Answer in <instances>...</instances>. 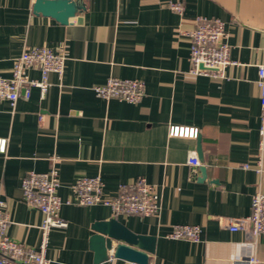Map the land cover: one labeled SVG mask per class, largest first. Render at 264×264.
I'll list each match as a JSON object with an SVG mask.
<instances>
[{
	"label": "crops",
	"instance_id": "obj_1",
	"mask_svg": "<svg viewBox=\"0 0 264 264\" xmlns=\"http://www.w3.org/2000/svg\"><path fill=\"white\" fill-rule=\"evenodd\" d=\"M34 2L0 0V76L9 77L15 57L30 47L63 51L66 61L62 74H49L45 94L33 88L15 105L0 100V136L8 139L0 153V199L11 219L8 236L38 247L43 215L26 202L21 180L56 165L64 201L75 199L79 177L100 176L107 196L145 177L159 190L160 210L114 215L102 204H64L67 226L51 232V264H135L115 257L114 248L95 261L92 225L110 217L156 237L149 264H251L252 258L264 264V234L248 239L226 227V217L249 215L253 194L264 192V173L253 168L264 0H84L82 22L73 17L66 24L34 13ZM198 16L226 22L231 58L240 62L227 68L226 79L188 74L190 41L178 28L193 27ZM29 75L40 78L36 69ZM110 76L141 79L145 96L139 103L97 97L93 87ZM172 125L198 128L199 135L172 136ZM192 155L200 165L189 163ZM176 224L199 225L201 241L170 238Z\"/></svg>",
	"mask_w": 264,
	"mask_h": 264
},
{
	"label": "built area",
	"instance_id": "obj_2",
	"mask_svg": "<svg viewBox=\"0 0 264 264\" xmlns=\"http://www.w3.org/2000/svg\"><path fill=\"white\" fill-rule=\"evenodd\" d=\"M169 7L178 13L183 12V5L170 1ZM178 34L190 41L189 75L207 76L221 80L227 78V68L240 64L231 58V45L226 22L220 18L198 16L191 28H178ZM264 50V47H263ZM66 54L50 47H30L15 57L9 77L0 76V100L15 105L19 97L29 98L33 88H39L45 94L50 86L49 74H62L65 69ZM36 69L40 78H32L29 71ZM256 83L260 94V126L257 160L254 169L264 173V61L257 65ZM97 97L118 99L129 103H139L145 96V84L141 79H129L110 76L106 82L93 87ZM170 135L197 138L198 128L172 125ZM7 137L0 136V153H6ZM189 163L200 165L197 155L189 158ZM245 168L251 165L244 163ZM55 165L46 172L29 171L22 178L21 186L26 202L38 208L42 215L39 225L40 241L36 249H27L21 242L7 234L11 224L6 202L0 199V264H51L47 256L51 232L58 227H66L67 221L60 215L64 204L79 205L102 204L109 207L114 215H156L160 210V193L156 185L145 177H138L134 182L123 183L117 193L107 196L100 176H83L74 183L75 199L64 201L59 194L60 176ZM251 213L241 217H226V227L231 231H243L248 239H255L264 234V192L257 190L252 196ZM202 228L195 224H176L169 237L193 242L201 241ZM255 258L249 259L254 263Z\"/></svg>",
	"mask_w": 264,
	"mask_h": 264
},
{
	"label": "water",
	"instance_id": "obj_3",
	"mask_svg": "<svg viewBox=\"0 0 264 264\" xmlns=\"http://www.w3.org/2000/svg\"><path fill=\"white\" fill-rule=\"evenodd\" d=\"M84 10V0H35L33 5L34 13L53 17L64 24L73 17L82 22L81 13ZM200 147L199 144V151ZM202 171L205 173V169ZM92 229L90 247L95 252L96 262L108 259L109 250L114 248L115 257L135 264H149L150 254L155 251L154 235L136 233L116 217L95 221Z\"/></svg>",
	"mask_w": 264,
	"mask_h": 264
}]
</instances>
